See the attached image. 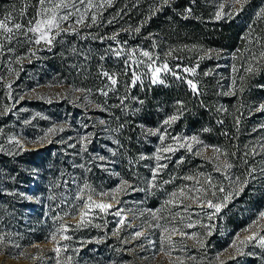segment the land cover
I'll return each mask as SVG.
<instances>
[{
  "label": "rangeland",
  "instance_id": "374dc122",
  "mask_svg": "<svg viewBox=\"0 0 264 264\" xmlns=\"http://www.w3.org/2000/svg\"><path fill=\"white\" fill-rule=\"evenodd\" d=\"M166 1H141L143 5L136 14L120 21L123 23L120 30L137 28ZM242 1L207 0V3L211 16L217 18L233 13ZM136 3L137 0L0 1V169L21 166L38 174L40 159L34 155L30 158L24 150L41 147L39 154L49 153L47 156L54 155L58 162H68L64 173L72 181L74 191L73 209L51 216L52 227L36 240L29 239L20 225H40L43 218L37 214L38 211L47 214L45 205L39 203L28 210L9 192L10 216H0V264H99L81 263L83 244L76 242L70 246L63 241L69 235L70 224L84 220H96L103 232L118 236L112 242L121 256L118 264H264V256L260 254L264 249L257 248H264V101L246 107L244 100H237L242 91L238 87L235 93L233 89L238 86L241 79L238 75L245 66L229 64L228 50L207 47L203 42L164 40L161 36L153 37L149 45L135 44L129 43L128 34L127 43L119 35H112L103 43L104 55L123 56L129 66L141 64L138 70H132L133 80L148 78L157 82L172 74L189 83L198 78L195 69H200L203 75L216 76L215 87L220 95L235 93L229 101L217 98L216 107L237 123L236 133L243 146L239 157L241 172L230 162L225 150L207 143L192 129L181 126L168 132L166 126L176 115L169 110L163 112L158 125L152 128L157 132L153 138L152 168L166 156L165 151L179 146L208 158L210 167L198 165L190 157L180 169L179 184L172 186L155 206L148 205L140 185L133 179L120 176L106 179L99 173L94 182L77 178L76 168L86 171L91 167L113 166L114 169L118 157L112 144L95 139L78 116L69 120L57 102L67 98L84 107H99L101 102L90 96L104 97L115 83L114 75L100 66L99 74L93 78L82 74L79 80H57L46 63L37 60L30 64L31 52L48 42L57 28L97 21L110 8L113 11L108 13V19L115 18L121 10ZM72 64L73 60L67 58L66 66ZM253 65L251 62L249 67ZM138 103L136 100L135 106ZM100 117L94 116L95 122L100 123ZM103 129L107 134L106 128ZM244 186L246 197L253 194L251 198H243L247 202L238 207L237 215L244 220L224 225L212 218L235 195L241 194ZM231 258L235 261L228 263Z\"/></svg>",
  "mask_w": 264,
  "mask_h": 264
},
{
  "label": "trees",
  "instance_id": "16d2710c",
  "mask_svg": "<svg viewBox=\"0 0 264 264\" xmlns=\"http://www.w3.org/2000/svg\"><path fill=\"white\" fill-rule=\"evenodd\" d=\"M141 1L144 0H137L135 7L127 6L115 18L108 19V13L113 11L110 8L109 12L106 10L97 21L78 27L55 29L48 42L42 43L31 52L30 64H35L37 60L46 63L52 68L53 78L57 80H79L82 74L93 78L99 74L100 66L114 75L115 83L110 86L104 97L90 96L94 101L101 102L99 107H84L80 103H72L67 98L57 102L69 120L78 116L90 133L95 135V139L112 144L118 157L114 169L113 166L91 167L86 171L76 168L75 173L77 178L93 182L96 180V173L106 179L114 176L133 179L140 185L142 196L148 205L155 206L172 186L179 184L182 177L180 169L190 157H194L198 165H211L208 158L194 155L190 150L179 146L176 150L165 151L166 156L161 157L155 168H152L153 138L157 134L152 128L158 125V118L164 111L174 110L176 114L166 126L168 132L181 126L192 129L207 143L225 150L230 162L241 172L239 157L243 146L236 133L237 123L219 111L216 104L217 98L222 101L234 98L238 87L242 94H237V100H244L246 107L264 101V0H243L233 13L217 18L211 16L207 0H168L162 2L137 28L121 31L119 27L123 23L120 21L136 14V10L143 5ZM125 12L126 14H123ZM126 34L130 35L129 43L135 44L139 42L149 45L153 37L161 36L164 40L173 38L176 42H203L207 47L228 50L231 54L229 64L245 66L238 75L241 79L233 89L235 93L220 95L215 87L216 76L203 75L200 69H195L198 78L189 83L183 77L172 74L165 75L163 80L157 82L148 78L133 80L130 77L131 72L138 70L141 64L129 66L123 56L104 55V41H109L112 35H119L125 40ZM67 58L73 60L71 66H66ZM251 62H254V65L249 67ZM136 100L139 101L138 106H135ZM136 107L138 108L135 109ZM92 112L96 113L94 116L101 115L100 123L95 122L94 116L89 115ZM103 127L106 128L107 134L104 133ZM41 149L37 147L24 151L30 154V158L36 156L37 160L40 159L39 166L38 161L36 164L38 174L44 182L38 174L25 171L21 166L16 169H0L1 217L10 216L9 192L17 197L25 208L27 206L28 210H32L39 203L45 205L47 214L43 215L40 211L37 214L43 218L40 225H20L32 240L40 239L42 232L49 231L52 227L49 222L51 216H58L73 209V183L64 173L68 162H58L54 155L47 156L49 153L41 155ZM44 159L46 160L42 162ZM245 193L244 186L242 193L235 195L212 218L224 225L243 221V216L237 215L238 207L247 202L243 201V198L246 200L253 195L251 193L246 197ZM70 225L69 235L63 241L69 242L70 246L76 242L83 244L81 263L107 264L110 260L112 264L119 263L121 256L112 244L114 240L119 239L118 236L103 232L96 220H84L82 223ZM79 239L81 241H78ZM257 248L259 251L264 249L262 246ZM260 254L264 256V253ZM231 261L234 262V258L229 259L228 263ZM257 261L259 262L258 259Z\"/></svg>",
  "mask_w": 264,
  "mask_h": 264
}]
</instances>
